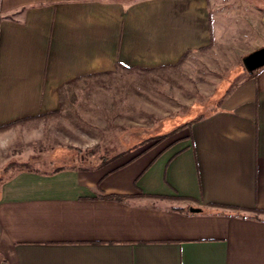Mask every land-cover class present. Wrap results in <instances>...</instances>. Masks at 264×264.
<instances>
[{"label":"crops","instance_id":"crops-1","mask_svg":"<svg viewBox=\"0 0 264 264\" xmlns=\"http://www.w3.org/2000/svg\"><path fill=\"white\" fill-rule=\"evenodd\" d=\"M217 1L0 0V176L71 81L177 68L212 45ZM237 6L264 28L262 8ZM216 91L123 162L0 179V264H264V67Z\"/></svg>","mask_w":264,"mask_h":264},{"label":"rangeland","instance_id":"rangeland-1","mask_svg":"<svg viewBox=\"0 0 264 264\" xmlns=\"http://www.w3.org/2000/svg\"><path fill=\"white\" fill-rule=\"evenodd\" d=\"M238 2L217 1L214 13L220 20L212 45L177 68H117L68 83L61 90L59 110L42 119L36 137L21 134L20 157L8 161L12 164L3 169L0 179L23 163L52 170L58 165L105 164L113 157H120L116 163L123 162L139 150L157 146L175 126L214 107L216 89L233 82L244 71L242 56L264 41V28L250 31L251 17L244 11L236 15ZM245 2L264 10V0ZM226 9H232L230 15L220 16ZM202 84L213 91H200ZM32 148L36 157L28 160Z\"/></svg>","mask_w":264,"mask_h":264},{"label":"water","instance_id":"water-1","mask_svg":"<svg viewBox=\"0 0 264 264\" xmlns=\"http://www.w3.org/2000/svg\"><path fill=\"white\" fill-rule=\"evenodd\" d=\"M241 63L247 74H252L257 69L264 67V46L258 47L241 58ZM200 209L190 207L189 211L198 212Z\"/></svg>","mask_w":264,"mask_h":264},{"label":"trees","instance_id":"trees-1","mask_svg":"<svg viewBox=\"0 0 264 264\" xmlns=\"http://www.w3.org/2000/svg\"><path fill=\"white\" fill-rule=\"evenodd\" d=\"M253 73H254V72H253ZM253 73H252V74H253ZM252 74H249V75L251 76ZM198 117H199V116H198ZM11 164H12V163L7 164V166H5V168H4V170H7L8 167L11 166ZM27 164H28V163H23L22 165L19 164L18 166L20 167V169H30V167H29ZM55 170H56V169H55Z\"/></svg>","mask_w":264,"mask_h":264}]
</instances>
